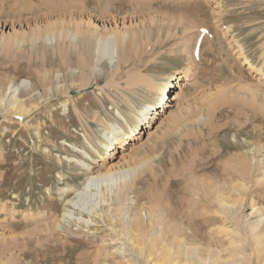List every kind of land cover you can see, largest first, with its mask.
Returning <instances> with one entry per match:
<instances>
[{"label": "rangeland", "instance_id": "obj_1", "mask_svg": "<svg viewBox=\"0 0 264 264\" xmlns=\"http://www.w3.org/2000/svg\"><path fill=\"white\" fill-rule=\"evenodd\" d=\"M158 2L165 6L156 8ZM126 6L125 14L103 17L100 16L102 5H95L94 0L87 11H83L82 0H0V35L17 32L29 36L50 23L85 25L88 21L99 30L105 26L117 31L132 30L131 33L138 29L151 31L150 41L144 39L138 43L130 51L131 60L124 61L115 74V65H109L106 57L96 64L94 75L89 68L80 69L74 51L61 59L55 41L37 43L34 49L26 43L18 51L6 47L0 51V264H144L142 257L129 250L124 254L116 251L118 246L127 247L126 240L120 241L116 232H120L123 222L132 225L136 216H144L143 205L150 188L144 183L151 184L157 176L160 184L154 186L155 191L151 187L152 191L165 193L164 185L180 166L190 167L188 173H196L198 180L219 185L224 183L225 177L221 176L224 169L240 168L245 174V190L243 209L236 222H245L243 217L250 212V204L264 215V98L260 91H264V81L246 63L264 71V0H130ZM184 38L189 40L191 50L196 45L208 53L200 68L206 66L205 75H215L213 81L209 79L201 84L194 80L190 86L185 85L181 100L170 103L173 106L166 108V114L158 116L150 129L115 150L113 158L104 155L107 166L117 164L147 145L154 136L151 152L140 150L142 155L139 153L137 159L155 157V173L148 170L149 178L142 177L144 181L141 179L128 195L122 192L125 194L120 205L123 216H116L113 210L118 206L119 184L124 179L121 183L117 179L108 180L98 188L97 183L93 184L86 194L75 197L86 190L84 168L88 166L83 161L92 166L85 153L93 152L92 145L104 154L103 146L97 142L102 140L106 123L116 121L124 126L119 115L122 113L128 119L124 98H129L138 110L148 99L145 91L131 94L128 78L140 73L153 76L158 82L162 80L160 76L172 75V70L179 67L176 65L179 60L176 63L168 59L180 55L177 48ZM192 72L198 75L195 65ZM216 76L222 79L214 80ZM184 81V78L170 81L173 85L166 97L170 99L177 94ZM176 83L180 84L178 88L174 87ZM14 89L27 109L21 116L6 108ZM186 106L191 116L189 127L182 126L180 134L173 132L170 137L164 133H169L170 114ZM200 111L208 119L202 134L191 125ZM148 131L153 134L148 136ZM200 151L204 153L197 156ZM194 155L196 161L190 165ZM176 165L179 166L175 169ZM255 179L259 181L255 183ZM125 181L130 182L129 178ZM183 185L168 189L166 198L173 204L182 195ZM62 189L72 191L67 198L74 200L75 205L62 201ZM97 200L100 203L95 210L101 213V218L87 212ZM65 209L70 219L64 221ZM211 213L213 219L207 223V235L227 255L228 239L224 233L215 234V231L231 224L214 206L209 209ZM57 220L62 221L61 229L48 233L46 229ZM183 221H178L180 227ZM204 240L207 242L208 238ZM198 245L205 249L203 241ZM242 245L247 250L249 264H258L263 253L253 251L245 238ZM146 258L150 260L147 255ZM155 259L153 255L151 261Z\"/></svg>", "mask_w": 264, "mask_h": 264}, {"label": "bare ground", "instance_id": "obj_2", "mask_svg": "<svg viewBox=\"0 0 264 264\" xmlns=\"http://www.w3.org/2000/svg\"><path fill=\"white\" fill-rule=\"evenodd\" d=\"M90 2H93V0H82L83 11L84 9L86 11L88 10L87 7ZM94 2L97 6L102 5L100 16L105 17L107 14L112 13H115L116 15L127 13L128 10H125V8L127 7L126 4H128L130 0H94ZM163 6H165L163 2H158L156 8H162ZM139 11H141V9ZM88 22L85 25L79 22L74 23L73 25L65 23L59 24L58 22L50 23L47 24L44 29L37 28L29 36H26L25 33H22L21 36L17 32L7 35L2 33L0 35V51L5 47L10 49L15 48L18 51L19 49H22L26 43L29 44L30 47H33L32 49H34V47L37 46V43L45 44L47 41H55L56 45L60 47L59 50H57L59 51L58 54L56 52L55 54L59 55L61 59L65 58L69 52L74 51L77 53L80 69L85 71V69L89 68L91 75H94L96 64L101 63L106 57L109 65H115V74L118 69H121L124 61L131 60L130 51L132 50L131 52H133L136 49L138 43H141L144 39L148 41L151 37L150 29L147 31L145 30L146 32L144 29H138L131 33L132 30L128 31L127 29H124L117 31L116 29H107L105 26H103V30H99V28L95 25L91 26L90 21ZM158 29L161 32L163 30L160 26H158ZM167 30H169L168 27ZM184 30L185 29L183 28L182 31ZM188 41L189 40L184 38L182 45L178 46L177 51H181L180 55L175 58L171 57L169 59V56H166L170 62L177 63L179 60V62L176 64L179 66L178 68L172 66L175 68L172 70V72L174 71L172 75L170 74L167 76H160V79L162 80H159L158 82L155 80V77L151 76L152 78H150L147 75L140 73L132 74L128 78L127 85L130 88L129 91H131V94L137 90L145 91L148 94V99L147 101L145 100L146 102L143 103V106L138 110L134 108L132 105L133 103H130L129 98H124V104L129 109V115L127 117L128 119L125 117L126 114L124 116V113H122L119 115L122 117L124 126L119 125L116 121L113 123H106L104 127L105 130L101 136L102 140L97 142L103 146L104 154H101L97 149H95L96 146L94 147L92 145L91 148L93 149V152L85 153L88 159L92 162V166L90 165L91 163L89 164L86 161H83V164L88 166V168H84L86 178L84 185L86 190L84 189V192L75 195V197L86 194L88 191H90V186L93 184L97 183L96 185H98V188L99 184L101 185L108 180L110 181L111 179L120 180L119 182L121 183V179L125 180L129 178V183H126L127 180L125 183L123 180V184L121 185L118 183L121 195L118 196L117 199L118 206H116L113 210V213L116 216H123L121 215L123 211L120 208L121 202L124 199L123 196L127 194L129 190H133L134 186H136L138 183H141L140 181L142 177L147 175L146 173H148V170L151 172L154 170L155 157L147 158L151 157L147 153L148 156L145 155L146 158L141 157L137 159L138 155H140L142 152H151L150 144L152 143V140L154 142V136L148 140L147 145H144L140 149L133 151L132 155L130 154L131 156L122 158V160L119 163L117 162V164L107 166V164H105L104 155H107L109 158H113V153L115 150L122 148L125 144L129 143V140L133 139L137 135L143 134L145 130L150 129L154 124V121L159 119L158 116H164L166 114L165 109L173 106L170 103L179 102L181 100V97L184 95V90L187 86L191 85L189 84L191 81L195 80L196 83L199 81L201 84H205V82L207 83L209 79L211 80L210 82L213 81L212 78L215 75L209 77L208 75H205L206 66H202V68H200L204 62L203 58L206 52L204 51V53L201 51V49H197L196 45L192 46L191 50L189 46L190 44H187ZM102 44H105L104 47L100 46ZM145 46L148 45L146 44ZM155 49L159 48H154V50ZM246 63L248 65V69L254 71L259 77V80L264 81V71H262L261 68L253 66L249 62ZM193 65H195V68H197L198 75H193ZM189 75L192 76L188 77ZM182 78H184L185 81L183 84L181 83L182 86L178 84V86H180L178 93L173 94L170 99L169 97L167 98V90L173 85H171L170 81L179 80ZM221 79V76H216L214 80L220 81ZM24 81L22 83L25 84L26 81ZM185 85L187 86L185 87ZM30 86L31 85L26 87L30 90ZM178 86L176 83V86L174 87L178 88ZM258 90H260V88H258ZM49 91L50 90H48L47 93H49ZM260 91L264 98V91ZM12 93L13 96L7 104V110L18 116L27 113V109L23 100L20 98V96H16V89H14ZM255 93L257 94V92ZM204 115L200 111L191 124L192 126H196L201 134L205 133L203 128L206 126V122L208 120L204 117ZM188 123H191V116L189 115V107L186 106L185 108L179 109L176 112L170 114V117L167 120V124L169 126L171 125L168 129L169 133H164L168 134L169 136L173 132L180 134L181 127L185 126L188 128L190 125ZM147 133L148 136L153 134L150 133V131ZM201 134H198L197 136ZM206 134L204 135L206 136ZM89 140L90 137L86 138L87 143L90 142ZM181 141L183 140L181 139ZM181 144L183 143L181 142ZM140 150H142L141 153ZM203 153V151H200L197 152L196 155L201 156ZM184 154L186 155L187 152L185 151ZM196 155L190 159V165H193L196 161ZM178 160L181 159L178 158ZM178 166L179 165H176L175 169ZM189 169L190 167L187 168L185 166H180L177 168V170H175L174 174H171L172 178L169 175L171 179L169 178L170 180H168L167 184L164 185L166 186L164 189L166 191L165 193L161 192L162 194L158 193L160 191L156 192V194L153 193L151 188L153 187L154 189V186H158L160 184V180L157 178V176L151 184L144 183V185L150 187L148 190L149 197H147L143 205L145 207V214L140 218L136 216L134 224L132 225L130 222H123L121 224L123 227L119 230V233L118 231L116 232V236L120 241L126 240L127 247L125 245L120 247L118 246L116 251L124 254L129 250L134 255H136V257H142L144 259V264H249L246 254L247 250H245L244 246L242 245L243 238H245L247 241H250L251 249L253 251H260L263 253L261 254L262 259L258 261V264H264V215L260 214L258 209L255 208L253 204H250L248 208L250 212L246 214L245 217H243L245 222H236L238 220L240 209H243L241 204L244 196L243 192L245 190V184L243 180V176L245 174L240 168L228 167L222 171L221 176L225 177L223 178L224 183L219 185L208 180H198L194 175L196 173L192 172L191 175L188 173L190 171ZM151 172L149 174H151ZM174 178H176L175 181H173ZM226 180H228L229 183ZM142 181H144V179H142ZM147 181L151 182L150 179H147ZM258 181L259 179L254 180L255 183ZM182 183H184V191L180 197H178L175 193L173 194L177 196L176 204H173V202L170 201V198H166V193L168 195V189L170 187H175ZM245 183H248V181ZM251 183H253V181ZM223 185L226 187H222ZM248 186L246 184V187ZM155 190L156 189H154V191ZM124 191L126 192L125 194L122 193ZM71 192L72 191L69 189L64 191L62 189L61 195L64 197L61 199L67 204L75 205L74 200H69V198H67L69 197L68 194ZM98 203L100 202L97 200V203H95L92 207L90 206L91 209L87 212L91 215L93 213L100 217L99 214L101 213H97L95 210V208L98 206ZM212 206H214V210H216L217 213L223 215L224 218H226V221L231 224L229 228L222 227L218 229L220 231H215V234L224 233V236L228 239L230 251H228V248L225 249L227 255H223V252L220 250V246H217L216 242L213 241V237L207 235L209 232V225L207 226V223L213 219L212 213L209 214V209ZM197 209H200L198 213L196 212ZM114 214L113 216L115 217ZM69 216L70 215L65 209L62 219L64 221L70 219L68 218ZM78 218H80V215ZM182 219H184L183 227L186 230H184L182 226H179L178 221H181ZM61 222L62 221L59 222L57 220L54 225H49L51 227L46 229L48 233L57 231L62 226ZM206 238H208V241L206 240L207 242H204V239ZM200 241H203L205 249L198 245ZM146 255L150 258V260H147ZM153 255L156 256V259L151 261V257Z\"/></svg>", "mask_w": 264, "mask_h": 264}]
</instances>
